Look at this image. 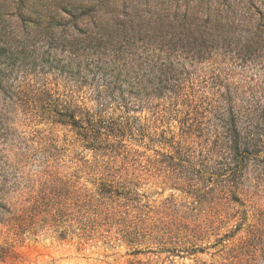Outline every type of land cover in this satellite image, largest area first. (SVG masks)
<instances>
[{"label":"rangeland","instance_id":"1","mask_svg":"<svg viewBox=\"0 0 264 264\" xmlns=\"http://www.w3.org/2000/svg\"><path fill=\"white\" fill-rule=\"evenodd\" d=\"M216 92L243 164L169 160ZM0 264H264V0H0Z\"/></svg>","mask_w":264,"mask_h":264},{"label":"trees","instance_id":"2","mask_svg":"<svg viewBox=\"0 0 264 264\" xmlns=\"http://www.w3.org/2000/svg\"><path fill=\"white\" fill-rule=\"evenodd\" d=\"M196 103H195V102ZM185 111L178 112L180 135L179 140L175 137L163 138L164 144L172 149V155L166 156L169 160H184L187 162L195 159L204 168L210 161H215L222 166H241L242 155L247 154L249 136L239 128L240 120L245 114V129L250 128L252 113H241L235 107L229 96L216 94L212 97H199L192 101H185ZM209 116L211 118H209ZM207 119L206 122L204 120ZM213 123L215 133L213 140L204 139L206 126ZM244 133V131H243ZM190 138H195L191 145H186ZM91 139V138H89ZM199 147V149H197ZM252 234V232H250Z\"/></svg>","mask_w":264,"mask_h":264}]
</instances>
